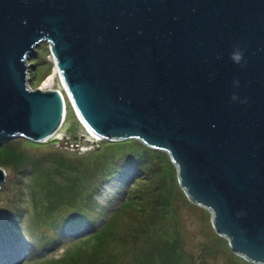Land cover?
Listing matches in <instances>:
<instances>
[{
    "label": "water",
    "instance_id": "1",
    "mask_svg": "<svg viewBox=\"0 0 264 264\" xmlns=\"http://www.w3.org/2000/svg\"><path fill=\"white\" fill-rule=\"evenodd\" d=\"M43 40L56 66L33 89ZM3 135L166 150L231 248L264 264V0H0Z\"/></svg>",
    "mask_w": 264,
    "mask_h": 264
},
{
    "label": "rangeland",
    "instance_id": "2",
    "mask_svg": "<svg viewBox=\"0 0 264 264\" xmlns=\"http://www.w3.org/2000/svg\"><path fill=\"white\" fill-rule=\"evenodd\" d=\"M52 56L51 45L46 40L30 56L31 88L41 85L52 73L56 66ZM8 138L13 146L34 157L46 158L48 162L53 156L64 157L69 164L78 162L77 169L69 165L67 168L70 170L61 169L54 173L63 181L64 173L80 174L86 190L100 186L105 177L121 169L125 173L103 186L97 196L100 211L93 215V223L83 221L80 226H68L62 240L51 244L47 237L41 238L33 233L28 225L34 217V177L38 176L39 170L31 165H0L7 172L0 188V235L8 234L2 231L6 228L2 218L11 216L15 204L20 201L27 206L21 220L24 231L17 230L8 236L7 241L10 239L11 242L0 241V264L49 263L47 260L59 257L73 245V240L92 233L107 221L127 199L129 190L145 200L146 205H137V210L125 209L116 220L118 238L114 246L125 261H130L147 238H158L160 233L171 237L179 229L186 254L182 264H254L237 254L228 239L215 229L211 211L189 199L179 182L177 167L166 150L151 147L137 138L105 141L67 136H57L48 141H36L22 135ZM133 163L141 164V167H131ZM19 190L23 191L21 200L18 198ZM122 238L127 241L122 242Z\"/></svg>",
    "mask_w": 264,
    "mask_h": 264
},
{
    "label": "trees",
    "instance_id": "3",
    "mask_svg": "<svg viewBox=\"0 0 264 264\" xmlns=\"http://www.w3.org/2000/svg\"><path fill=\"white\" fill-rule=\"evenodd\" d=\"M7 163L17 164L21 167L31 165L34 169L39 170L38 176L34 177V184H36L34 186L36 191L34 217L28 225L33 233L41 238L47 237L51 244L62 240L68 226H80L83 221L93 223V215H98L100 211L101 204L97 196L103 186L116 176L125 173L121 169L116 174L108 178L105 177L100 186L86 190L82 186L80 174L72 176L64 173L63 181L57 179L55 176L57 173H54L61 169L70 170L67 168L69 165L77 169L78 162L69 164V161L61 156H53L49 162L46 158L34 157L19 149L18 146H13L9 138L3 135L0 136V165ZM139 166L141 167V164L138 163L131 165V167ZM125 177L129 178L126 175ZM130 177L133 178L132 175ZM22 193L21 190L18 197L20 200ZM137 205H146L145 200L136 197L129 190L127 199L123 200L117 211L107 221L92 233L79 238V240H73V245L66 248L59 257L47 260L49 262L47 264H182V258H186L184 256L186 254L179 229L171 237L160 233L158 238L154 236L147 238L129 262L120 258V253L114 246V241L118 238L115 223L125 209L137 210ZM15 207L11 216L2 218L6 222V228L2 231L8 233L0 235L2 243L6 242L8 236L10 237L17 230H21V233L24 231L21 220L27 206L24 202L19 201ZM11 241L9 239L7 242ZM121 241L126 242L127 239L122 238ZM41 264H45V262Z\"/></svg>",
    "mask_w": 264,
    "mask_h": 264
},
{
    "label": "clouds",
    "instance_id": "4",
    "mask_svg": "<svg viewBox=\"0 0 264 264\" xmlns=\"http://www.w3.org/2000/svg\"><path fill=\"white\" fill-rule=\"evenodd\" d=\"M240 54L239 53H236L235 55H234V57H233V59L234 60H236L237 62H239V60H240Z\"/></svg>",
    "mask_w": 264,
    "mask_h": 264
},
{
    "label": "bare ground",
    "instance_id": "5",
    "mask_svg": "<svg viewBox=\"0 0 264 264\" xmlns=\"http://www.w3.org/2000/svg\"><path fill=\"white\" fill-rule=\"evenodd\" d=\"M45 81H46V80H45ZM45 81H44V82H45ZM54 138H57V136H55ZM49 140H50V139H49ZM88 140H93V139H88ZM98 140H104V141H105V140H106V138H103V139H98ZM98 140H96V141H98ZM44 141H48V140H44ZM93 141H95V140H93Z\"/></svg>",
    "mask_w": 264,
    "mask_h": 264
},
{
    "label": "built area",
    "instance_id": "6",
    "mask_svg": "<svg viewBox=\"0 0 264 264\" xmlns=\"http://www.w3.org/2000/svg\"><path fill=\"white\" fill-rule=\"evenodd\" d=\"M53 57V56H52ZM53 60H54V58H53ZM30 75V74H29Z\"/></svg>",
    "mask_w": 264,
    "mask_h": 264
}]
</instances>
